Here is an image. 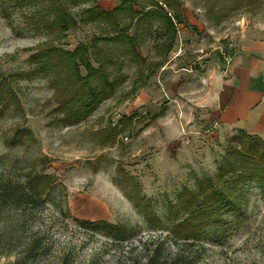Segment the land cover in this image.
<instances>
[{
    "label": "rangeland",
    "instance_id": "rangeland-1",
    "mask_svg": "<svg viewBox=\"0 0 264 264\" xmlns=\"http://www.w3.org/2000/svg\"><path fill=\"white\" fill-rule=\"evenodd\" d=\"M178 1L185 22L166 63L150 76L144 63L120 58L125 81L114 96L64 127L48 81L28 75L29 56L51 40L69 51L103 47L96 39L106 25L79 22L58 42L27 28L22 11L3 12L0 0V78L14 92L0 110V186H22L29 172L52 180L35 205L0 199V264H264V186L241 178L236 135L197 112L207 100L200 86L224 58L264 41V0ZM121 2L93 5L109 12ZM91 5L71 13L79 20ZM155 38L156 24L139 48L146 64L164 58ZM99 222L123 237L82 227Z\"/></svg>",
    "mask_w": 264,
    "mask_h": 264
},
{
    "label": "trees",
    "instance_id": "trees-1",
    "mask_svg": "<svg viewBox=\"0 0 264 264\" xmlns=\"http://www.w3.org/2000/svg\"><path fill=\"white\" fill-rule=\"evenodd\" d=\"M93 2L95 0H3V12L22 11L27 28L37 34L46 32L58 42L65 39L68 33L77 30L79 22L103 23L107 27L105 35L96 39L103 47H96L95 43L79 44L69 51L61 48L60 44L53 45L51 40L29 56L31 71L28 75L48 81L56 104L53 113L62 116L58 121L64 127H75L86 122L102 103L114 96L117 88L125 81L119 74L123 65L120 58L126 57L136 64L144 63V69L152 76L155 70L166 63V56L172 51L176 40L177 26L185 22L178 0H145L146 4L140 0H122L109 12L93 5ZM89 4L92 5L81 10L79 20L71 13L73 7H85ZM154 24L155 39L160 40L155 44V54L164 58L159 62L146 64L140 57L139 48L143 37L151 31ZM140 74L142 78L144 74L141 68L138 70V75ZM16 76L18 75L14 77ZM137 88L135 85L131 92L134 93ZM13 94L10 82L0 78L1 111L7 107L6 99L14 98ZM23 133L18 130L15 136H23ZM234 143L239 148L235 152V158L244 161L240 166L241 178L264 186V143L243 134L236 135ZM229 156L234 157V152H230ZM248 162L251 163L249 167L244 165ZM51 183L50 176L33 175L29 172L22 186L1 185L0 199L3 204H13V208L17 209L23 205H35L42 196L50 194ZM213 203L215 206L217 202L213 201L211 205ZM210 225L209 222L208 226ZM82 227L95 231L107 228L105 230L110 231L112 236L122 238L124 235L119 228L100 222L82 224Z\"/></svg>",
    "mask_w": 264,
    "mask_h": 264
},
{
    "label": "crops",
    "instance_id": "crops-1",
    "mask_svg": "<svg viewBox=\"0 0 264 264\" xmlns=\"http://www.w3.org/2000/svg\"><path fill=\"white\" fill-rule=\"evenodd\" d=\"M228 56L214 79L208 72L202 75L212 82L200 86L207 100L197 110L198 120L221 132L264 143V41L244 42Z\"/></svg>",
    "mask_w": 264,
    "mask_h": 264
},
{
    "label": "built area",
    "instance_id": "built-area-1",
    "mask_svg": "<svg viewBox=\"0 0 264 264\" xmlns=\"http://www.w3.org/2000/svg\"><path fill=\"white\" fill-rule=\"evenodd\" d=\"M228 55H227V57L226 58H224V61H225V63H227L228 62Z\"/></svg>",
    "mask_w": 264,
    "mask_h": 264
}]
</instances>
